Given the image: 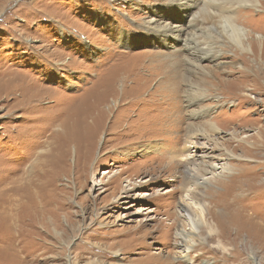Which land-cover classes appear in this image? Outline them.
Segmentation results:
<instances>
[{
  "label": "rangeland",
  "instance_id": "obj_1",
  "mask_svg": "<svg viewBox=\"0 0 264 264\" xmlns=\"http://www.w3.org/2000/svg\"><path fill=\"white\" fill-rule=\"evenodd\" d=\"M170 1L0 0V201L4 194H12L6 189L9 185H23L26 180L33 192L40 190L49 200L43 217L34 222L30 215L23 223L13 219L9 231L0 222L4 233L0 234V264H253L249 255L256 264H264V46L252 44L251 54L224 44L219 46V57L202 56L213 47L203 41L198 28L215 25L218 18L201 20L197 13L203 4L197 9ZM259 2L261 10H232L235 22L250 32V42L259 34L264 41V0ZM193 11L198 27L191 33L196 44L190 41V47L203 48L196 53L187 50L183 39L168 37L167 46L153 43L154 34L163 36L146 33L141 24L155 13L154 19H181L178 22L187 29ZM122 32L131 34V46L117 42ZM184 55L211 76L199 71L185 74ZM182 75L193 91L199 87L208 93L192 106L183 94L179 96L183 105L175 100L170 107L176 121H181L174 127L165 117L167 101L162 96L173 87L161 83L176 86L179 81L182 91L189 90ZM125 94L136 96L139 103L126 106L120 100ZM96 96L102 102L98 111L103 126L92 142L87 127L100 117L93 112L85 116V124L77 121ZM200 107L211 108L210 116L196 114ZM203 120L214 121L222 129L216 141L222 150L215 151L210 143L207 150L195 153L196 165L203 154L216 159L205 160L213 163L214 171L199 165L201 176L219 174L197 187L194 183L199 180L188 175L186 161L177 158L168 167L164 157L166 148L176 154L183 146L188 123ZM175 139L180 146L170 144ZM157 143L165 148L160 155L137 154L141 145ZM224 147L234 155L228 173L220 169L225 163L221 160ZM250 174L255 178L250 180ZM187 189L188 198L204 206L213 231L209 235L208 227H200L186 255L189 263L182 258L185 242L180 236L181 229L188 228L183 215L187 212L179 206ZM20 205L17 202L15 210ZM193 214V208L188 210V215Z\"/></svg>",
  "mask_w": 264,
  "mask_h": 264
},
{
  "label": "bare ground",
  "instance_id": "obj_2",
  "mask_svg": "<svg viewBox=\"0 0 264 264\" xmlns=\"http://www.w3.org/2000/svg\"><path fill=\"white\" fill-rule=\"evenodd\" d=\"M183 3L184 2V5H188L189 7H193L195 6L197 9L203 4V7H201V9L198 11V13L195 11H193V14L191 12V14H189L188 16V20L186 21L187 24H189L188 28L187 29H184L183 26L185 25L184 23H179L178 21H182L181 19H177L176 21H165L162 17H159L154 19L153 17L156 16L155 13H153V17H150L148 16L146 20H143L142 21V25H144V29H145V32L147 33V31H154V33H161V35L163 37H159V35L157 34H154L155 35V38H152V42L153 43H158L159 45H168L167 41H168V37L171 39H183V42L185 43V47H187V50H192L193 48L190 47V41L194 42L196 44V40L193 38V34H191L193 31H196L197 27H198V24L195 23V19H196V16L197 14H199L200 16V19L201 20H208V21H213V19L215 17H217L218 19L216 20V24L215 25H212L210 27H206L204 29H200L198 28L199 31H201V35L203 37V41L204 42H207L209 44H207L208 46L209 45H212V49L209 51L207 50L204 54L206 55H202V56H208L210 55L212 57V55H215V56H218L221 54L222 50L219 48V46H223L224 44H228L230 46H233L234 48L238 49L239 51L241 52H244V53H251L253 52L252 50V44H258L259 46H264V41L262 39L259 38V35H255L254 36V39L252 40V42L248 41L250 39L249 37V33L250 32H247V30L245 29L244 26H241L239 24H237L235 22V16L233 17L232 16V10L234 9H240V8H243V9H246V8H249V9H253V10H261L260 8L262 7V3L259 2V0H171L170 3H173L175 4V6L177 4H180V3ZM179 6V5H178ZM182 6V5H181ZM215 7V9H217L219 11V15H216L213 13V10H210L209 8L210 7ZM169 7V6H168ZM188 7V8H189ZM212 7V8H213ZM193 10V8H192ZM180 13V12H179ZM197 13V14H196ZM187 16V15H186ZM185 16V17H186ZM215 23V22H213ZM257 25V24H256ZM186 26V25H185ZM184 26V27H185ZM143 29V28H142ZM196 29V30H195ZM190 31V32H189ZM249 31V30H248ZM151 33V32H150ZM131 35V34H130ZM130 35L129 34H126L125 32H122L119 36V41L117 42H120L121 45L125 46V47H129L131 46L132 44V41H131V38H130ZM146 39L147 38V35H145ZM249 38V39H248ZM180 42V41H179ZM173 46V45H172ZM218 46V47H217ZM197 47V46H196ZM256 47V46H255ZM176 48V47H175ZM173 47H171V49H175ZM257 48V47H256ZM196 49L198 50H202L203 48H199L197 47ZM258 49V48H257ZM196 50V51H198ZM193 51L196 53V51L193 49ZM257 51V50H256ZM190 55V54H189ZM198 57H200V55H196ZM183 59V58H182ZM197 59V58H196ZM211 59V58H210ZM209 59V60H210ZM259 59V57H258ZM184 62L185 64L187 65L188 69L185 70V74L186 73H194V72H197L199 71V73L202 75V76H206V77H210L211 74L209 71H206L205 68L202 67L201 64H199L198 62H196V60L194 61V59H192L190 56H187V55H184ZM254 61V60H253ZM200 62V61H199ZM241 68V67H240ZM245 68V67H244ZM152 69V68H151ZM156 70V69H155ZM190 70V71H189ZM140 71V70H139ZM248 71V70H247ZM258 71V70H257ZM238 75V74H237ZM242 75V74H241ZM129 76V75H128ZM254 76V75H253ZM124 77V76H123ZM183 79L184 82H188L189 83V86H188V89L189 90H184L182 91V88L179 87V81H176V86H175V82H172V83H168L167 81H165V83H161L162 87H166L167 84L169 86H172L173 87V90L171 89H166V92L162 93L164 96V100H166L167 102L166 103V107H164V114H165V117H167V121H169V124L174 126L178 124L179 121H176L177 117L175 115V111H172L170 109L171 105L173 103H175L174 101L177 100V102L179 101V103L181 104V106L183 105V101H181L179 98V96H181L183 94V99L185 102H188L189 105H193V104H197L198 102L202 101L205 97H207V93L208 91L206 89H201L199 87H197V89L195 91H193L192 89V85L190 84L189 82V79L185 76H181ZM242 77H245L244 75H242ZM163 79V78H162ZM161 79V80H162ZM18 80V79H17ZM175 80V79H173ZM16 81V80H15ZM125 81V80H123ZM12 85V84H11ZM10 88L12 86H9ZM8 87V88H9ZM6 88V87H4ZM9 88V89H10ZM161 88V87H160ZM168 88V87H167ZM23 89V88H21ZM3 90V89H2ZM5 90V89H4ZM7 92L11 91V90H8L6 89ZM20 90V88L18 89ZM21 91V90H20ZM87 91V90H86ZM92 91V90H91ZM97 91V90H96ZM164 91V90H163ZM1 92V91H0ZM3 92V91H2ZM6 92V93H7ZM19 92V91H18ZM23 92V91H22ZM89 92V91H88ZM261 92V91H260ZM12 93H13V90H12ZM37 93V92H36ZM47 93V92H46ZM94 93L93 91L91 92V94ZM45 94V93H44ZM58 94V93H57ZM83 94V93H82ZM81 94V95H82ZM13 95V94H12ZM51 94H49L50 96ZM60 95H63L64 94H61ZM80 95V96H81ZM85 95V94H84ZM160 95V94H159ZM177 95H178V99H177ZM7 96V95H6ZM16 96V95H15ZM22 96V95H21ZM47 96H48V93H47ZM54 96V95H53ZM56 96V95H55ZM122 97L120 98L121 101H123V103H125L126 106L129 105L130 108H133V104L135 103H139L137 97H132L131 95H121ZM17 97V96H16ZM20 97V96H19ZM27 97V96H26ZM44 97V96H43ZM42 97V98H43ZM58 97V96H57ZM67 97V96H66ZM74 97V96H73ZM79 97V96H77ZM76 97V98H77ZM85 97V96H84ZM90 97V96H89ZM116 97V96H115ZM118 97V96H117ZM129 97H132L130 100L128 99ZM154 96L152 95L151 98H153ZM210 97V96H209ZM15 98V97H14ZM23 98V97H22ZM34 98V97H33ZM36 98V97H35ZM34 98V99H35ZM68 98V97H67ZM74 98V100L76 99ZM88 98L87 94H86V97L83 98V99H86ZM96 100L93 102V103H89V104H93L91 106H88V108H86V110L84 111V113L81 115L80 119H78L79 121V125L81 126V121L85 119V116L89 117L93 114V112H95V115L97 116V118L100 117V114L102 112L98 111V107H100L101 103L99 101L100 97L96 96ZM134 98V99H133ZM136 98V99H135ZM33 99V101H34ZM41 99V98H40ZM46 99V98H45ZM70 99V98H69ZM79 99H81L80 101H82V97H80ZM77 99V100H79ZM113 99H114V96H113ZM133 99V100H132ZM150 99V98H148ZM156 99V98H155ZM212 99V98H211ZM7 100V99H6ZM37 100V99H36ZM71 100V99H70ZM163 100V99H162ZM26 101V99H25ZM90 101V100H89ZM88 99H87V102H89ZM93 101V100H91ZM114 101V100H113ZM6 102V101H5ZM3 102V103H5ZM21 102V101H20ZM19 102V103H20ZM73 102V101H72ZM78 102V101H76ZM116 102H118L116 100ZM157 102V101H156ZM34 103V102H32ZM30 103V104H32ZM37 103V102H35ZM34 103V104H35ZM39 103V102H38ZM223 103V102H222ZM248 103V102H247ZM16 104V103H14ZM33 104V105H34ZM116 104V103H115ZM164 104V103H163ZM186 104V103H185ZM4 105V104H3ZM69 105V104H68ZM72 105V104H71ZM77 105V104H76ZM123 104V106H125ZM185 106V108H189L190 106ZM31 106V105H30ZM75 106V105H74ZM73 106V108H74ZM157 106V105H156ZM161 106V105H160ZM163 106V105H162ZM23 107V106H22ZM22 107L20 109H22ZM25 107V106H24ZM23 107V108H24ZM60 107V106H59ZM65 107V106H63ZM116 107V106H114ZM68 108V106H67ZM71 108V107H69ZM158 108V107H157ZM201 109H198V112L196 114H200V116L202 117H206L210 114V112L212 111L211 108H205V107H200ZM62 109V108H61ZM75 109V108H74ZM77 109V108H76ZM79 109V108H78ZM82 110H80L81 112L83 111V106L81 108ZM173 109V108H172ZM192 109V108H191ZM23 110V109H22ZM63 111L65 110L62 109ZM110 110V109H109ZM112 110V109H111ZM116 110V109H115ZM162 110V109H161ZM56 111V110H55ZM192 111V110H191ZM48 112V111H47ZM57 112V111H56ZM77 112V111H76ZM108 112V111H107ZM116 112V111H115ZM151 112V111H150ZM182 112H184L182 110ZM180 111V117L184 119V116L181 114L182 113ZM64 113V112H63ZM66 113V112H65ZM68 113V112H67ZM78 113V112H77ZM193 113V112H192ZM79 114V113H78ZM107 114V113H106ZM161 114V113H159ZM169 114V115H168ZM189 114V113H188ZM54 115V114H52ZM65 115V114H64ZM50 116V115H49ZM79 116V115H77ZM93 116V115H92ZM103 116V115H102ZM106 116V115H105ZM196 116V115H195ZM198 116V115H197ZM210 116V115H209ZM56 119H58L57 116H55ZM157 117V116H156ZM72 118L74 119V117L72 116ZM105 118V117H103ZM192 118V117H191ZM190 118V119H191ZM201 118V117H200ZM210 118V117H209ZM60 119V117H59ZM72 119V120H73ZM153 119V118H152ZM162 119V118H160ZM202 119V118H201ZM207 119V118H206ZM52 120V119H50ZM77 120V119H75ZM74 120V121H75ZM86 120V119H85ZM85 120L83 121V123L85 124ZM102 117L99 118V120L97 121V123L94 125V126H91L89 128V126L87 127L88 129H91V132L93 134L92 136V142L95 141V139L98 137V134L100 133L101 131V124H102ZM165 120V119H164ZM73 121V122H74ZM48 122V121H47ZM58 122V121H57ZM158 122V121H156ZM181 122V121H180ZM179 122V123H180ZM194 122V121H192ZM56 123V122H55ZM146 123V122H145ZM160 123V122H158ZM163 123V122H162ZM168 123V122H167ZM195 123V122H194ZM166 125V124H165ZM53 126V125H52ZM56 126V125H55ZM87 126V125H86ZM85 126V127H86ZM103 126V124H102ZM145 126V124H144ZM186 127V132H185V135H184V143H183V146H181L179 148V151L178 153L181 151L183 152V155L181 154H174V152L172 151V149L170 150V148H164V145L162 143H157V144H147V145H141L139 148V150L137 151V154L139 155H143V154H146V153H157V155H160V149L163 147L165 149V153L167 154L166 157H164L165 159V164L168 165V167L171 166V164L173 162H177V158H179L178 160L180 161H186L187 164H188V168L186 171L188 173V175L192 178H198L197 180H199V182H195L194 185H196L197 187L199 185H203V184H207L209 179H215L217 177H219V174H213L211 173V177L210 178H204L203 176H201L199 174V170H200V164L205 165V168H210L214 171V165H212L213 163L211 162H205L206 159H213L214 161L216 159L212 158L211 157H208V155L206 154H203L201 156L198 157L199 160H201V163L199 165H196L194 164V162L196 160L195 159V153H199L200 150H204L206 149L207 150V145H209L210 143L213 144L212 147L215 148L214 150L215 151H218L220 149L221 146H218L217 147V139H219V135L221 133V128L219 127V125L216 124V122L214 121H211V120H203V123L200 124H193V123H188ZM224 128V127H223ZM263 128V127H262ZM49 129V128H48ZM64 129V128H63ZM179 129V128H178ZM66 130V129H65ZM173 130V129H172ZM264 130V129H263ZM262 130V131H263ZM112 131H115V130H112ZM175 132V130H173ZM260 131V130H259ZM258 131V132H259ZM261 131V132H262ZM118 132V131H117ZM180 132V130H179ZM110 133V132H109ZM115 133V132H114ZM112 134V133H111ZM172 134V133H171ZM181 134V133H180ZM260 134V133H259ZM122 136V134H121ZM175 137V135H174ZM261 137H263V134L261 135ZM181 139V138H180ZM201 140H204V144L203 142L202 143H199ZM264 140V138H263ZM222 142V140H221ZM166 144V143H165ZM170 144L171 145H177L179 144V141H177L176 139L175 140H170ZM250 144V143H249ZM168 145V144H167ZM180 146V144H179ZM172 147V146H171ZM211 147V146H210ZM253 147V146H252ZM254 149V148H253ZM177 150V149H176ZM222 150V149H220ZM252 151V150H250ZM131 149L128 148L127 152H126V155L129 157L130 156V153H131ZM202 152V151H201ZM209 152V150H208ZM246 153H249V152H246ZM213 154V153H212ZM125 155V156H126ZM180 155V156H179ZM221 160H224V164L221 165L220 169H222L223 172L225 173H228L231 171L230 169V164L228 163V161L232 160L234 157V155H232L230 152L227 151V149L224 147L223 148V153L221 154ZM226 156V157H225ZM157 158V157H156ZM159 158V157H158ZM163 159V158H162ZM160 158V160H162ZM159 160V161H160ZM161 162V161H160ZM179 164V163H178ZM185 166V165H184ZM208 166V167H207ZM244 166V165H243ZM172 167V166H171ZM165 168V167H163ZM37 169V168H36ZM245 170V168H244ZM40 171V170H39ZM38 171V173H39ZM173 171V170H172ZM206 171V170H204ZM242 171V170H241ZM249 171V170H247ZM245 171V172H247ZM243 172V171H242ZM245 172H244V175H245ZM203 173V172H202ZM239 175L241 174L238 173ZM243 174V173H242ZM38 175V174H37ZM41 175V174H40ZM187 175V174H186ZM185 175V176H186ZM203 175V174H202ZM43 176V174H42ZM8 177V176H7ZM235 178V177H234ZM239 178V177H238ZM248 178L251 180L253 178H255V175H252L250 174L248 176ZM11 179V178H10ZM25 179V178H24ZM28 179V178H27ZM118 179V178H117ZM189 179V177H188ZM29 180V179H28ZM171 180V179H170ZM16 181V180H15ZM19 181V180H18ZM32 181V180H31ZM8 182V181H7ZM17 182V181H16ZM22 182V181H21ZM3 183V182H2ZM8 183H11V182H8ZM23 185L22 184H19V183H16L17 186H12V185H9V188H6L8 189L7 191H11V195L5 197L4 195L2 196V199L0 201V213L3 214L4 216L2 217L3 219V222H1V225L4 224L5 226V231H9L11 228V226H13V223H12V220L13 219H20L22 221V219H25L26 216L30 218V220H35L36 218L38 217H43L42 215L44 214V211L47 209V206H48V201L45 199L46 196H44V194H41L40 190H38L37 192H33V188L29 185L28 181H23ZM34 183V182H33ZM35 184V183H34ZM33 184V185H34ZM38 184V183H37ZM110 184V183H109ZM6 186V185H5ZM11 186V187H10ZM40 186V185H39ZM7 187V186H6ZM36 187V186H35ZM117 187H115L116 189ZM3 189V188H2ZM233 190V189H232ZM4 192V191H3ZM230 192V191H229ZM5 193V192H4ZM189 193V189L186 190V194L181 196V200L183 201V203H181L179 206H181V212H187V214H183L185 219L187 220V229H181L180 231V236H183V242H185V247L183 249V253L184 255L182 256V258H186V261H188L189 259L186 257V255L190 252L189 249H191V247H193V241L195 240L193 237H196V234L199 233V229L201 226H206L208 227V234L211 235V233L213 232L211 227L208 226L207 222H206V218L204 216V213H205V208L202 204L198 205L194 202H192L191 199L188 198V194ZM2 194V193H1ZM157 197H159V195H157ZM17 202H20L21 205H20V208L18 209L19 211L15 210L16 208H14L16 205H17ZM194 210V214L193 216L191 215H188V210L192 209ZM15 211L18 212V217H16L15 215ZM33 214V215H32ZM172 214V213H171ZM171 214H168L169 216H171ZM174 214V213H173ZM1 216V215H0ZM29 218H27L29 220ZM178 220V219H177ZM31 221V222H32ZM34 222V221H33ZM32 222V224H33ZM234 222V221H232ZM17 223V222H16ZM23 223V221L21 222ZM237 223V221H236ZM30 224V223H28ZM27 224V225H28ZM232 224V223H231ZM22 225V224H20ZM221 225V224H220ZM237 225V224H236ZM240 225V224H239ZM238 225V227H239ZM23 226V225H22ZM26 226V224H25ZM16 227V226H15ZM14 227V228H15ZM19 227V225H18ZM24 227V226H23ZM31 227V226H30ZM3 228V227H1ZM21 228V227H20ZM26 228V227H25ZM32 228V227H31ZM30 229V228H29ZM26 230V229H25ZM25 230L23 232H25ZM19 231V230H18ZM27 231V230H26ZM16 232V230L14 231ZM21 232V233H23ZM3 233V232H2ZM0 232V234H2ZM30 233V232H28ZM27 233V234H28ZM35 233V232H34ZM130 233V232H129ZM4 234V233H3ZM7 234V233H6ZM5 234V236H6ZM26 234V235H27ZM33 234V233H32ZM218 234V233H217ZM219 235V234H218ZM9 236V235H7ZM28 236V235H27ZM26 236V238L28 239V237ZM34 236V235H33ZM131 236V235H130ZM216 236V235H215ZM3 240V237L0 236ZM21 237V236H20ZM223 237V236H222ZM10 238V237H9ZM12 238V237H11ZM24 238V236L22 237ZM25 238V240H26ZM221 238V237H220ZM33 239V238H32ZM216 239L217 236H216ZM34 240V239H33ZM221 240V239H219ZM42 241V240H41ZM136 241V240H135ZM1 242V240H0ZM5 242V241H4ZM25 242H29V241H25ZM221 242V241H220ZM23 243V242H22ZM30 243V242H29ZM40 244V243H39ZM202 244V243H201ZM200 244V245H201ZM218 244V243H217ZM14 245V244H13ZM21 245V244H20ZM19 245V246H20ZM36 245V244H35ZM2 246V245H1ZM7 246V245H6ZM26 246V245H25ZM32 247V246H31ZM2 248H5V247H2ZM9 248V247H8ZM12 249V248H11ZM14 249V248H13ZM36 249V247H35ZM223 249V248H222ZM19 250V248H18ZM22 250V249H21ZM13 250H11L12 252ZM16 251V250H15ZM9 252V251H8ZM182 252V251H181ZM10 253V252H9ZM13 253V252H12ZM113 253H116L113 251ZM208 253V252H207ZM19 254V252H18ZM25 254V253H24ZM15 255V253L13 254ZM117 255V254H116ZM24 256V255H23ZM31 256V254H30ZM170 256V255H169ZM12 257V256H11ZM10 257V258H11ZM15 257V256H14ZM171 257V256H170ZM9 258V257H8ZM7 259V258H6ZM249 259L252 261L253 264H256L255 261V257L252 256V255H249ZM171 260V259H169ZM163 263V262H162ZM168 263V261H167ZM181 263V262H180ZM189 263V261H188ZM169 264V263H168Z\"/></svg>",
  "mask_w": 264,
  "mask_h": 264
}]
</instances>
